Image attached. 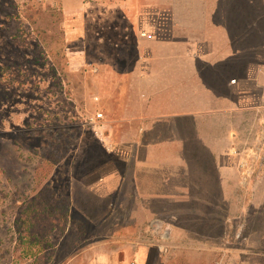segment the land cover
<instances>
[{"label": "rangeland", "instance_id": "obj_1", "mask_svg": "<svg viewBox=\"0 0 264 264\" xmlns=\"http://www.w3.org/2000/svg\"><path fill=\"white\" fill-rule=\"evenodd\" d=\"M187 104L236 124L235 195L137 228L138 117ZM0 264H264V0H0Z\"/></svg>", "mask_w": 264, "mask_h": 264}, {"label": "crops", "instance_id": "obj_2", "mask_svg": "<svg viewBox=\"0 0 264 264\" xmlns=\"http://www.w3.org/2000/svg\"><path fill=\"white\" fill-rule=\"evenodd\" d=\"M208 41L207 54L224 53L222 60L234 64H219L225 71L221 75L223 80L216 83L229 86L235 78V70L239 68L235 59L229 57L233 53L230 44L213 46L214 42ZM219 65L217 68H220ZM140 79L145 83H156L153 76H142ZM155 96L145 93L141 99H154ZM165 114L162 117L161 111L146 106L138 117L137 156L131 158L135 173L130 178L136 208L131 210V219L137 222V228L142 221L145 227L150 228L167 224L172 232L178 226L177 212L183 210L192 214L195 207H200L197 211L201 209V212L207 213V208L214 205L213 200L220 199L224 204L226 197L235 195H230L228 188L238 187L240 170L234 166L241 162L238 156L231 153L234 147L239 148L236 145L239 142L235 136L236 124L230 122L227 111H197L193 105L187 104L183 111L176 113L175 108H171ZM108 184V178H104L103 189L94 184V196L106 199L117 194ZM122 191L124 186L120 185V194L124 195ZM165 212L167 217L161 218ZM165 220L168 223L163 222ZM146 221L148 223L145 224Z\"/></svg>", "mask_w": 264, "mask_h": 264}, {"label": "built area", "instance_id": "obj_3", "mask_svg": "<svg viewBox=\"0 0 264 264\" xmlns=\"http://www.w3.org/2000/svg\"><path fill=\"white\" fill-rule=\"evenodd\" d=\"M98 118H102V115H98ZM95 119H97V118H95ZM95 119H93V120H95Z\"/></svg>", "mask_w": 264, "mask_h": 264}]
</instances>
